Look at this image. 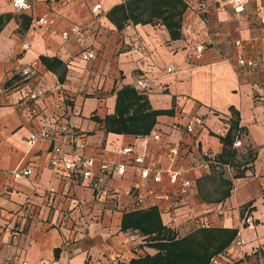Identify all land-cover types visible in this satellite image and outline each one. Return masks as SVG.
<instances>
[{"label":"crops","instance_id":"0c3cea01","mask_svg":"<svg viewBox=\"0 0 264 264\" xmlns=\"http://www.w3.org/2000/svg\"><path fill=\"white\" fill-rule=\"evenodd\" d=\"M12 1L0 0V264H131L153 256L149 236L122 230L125 214L150 208L177 239L203 228L237 230L210 264H264V0H183L182 38L175 41L160 21L119 30L108 13L129 0H33L24 11ZM74 26L83 27V38L64 40ZM89 51L96 58L83 60ZM42 58L59 59L63 79ZM248 61L254 66H243ZM169 64L176 73H167ZM26 65L38 75L22 78ZM124 87L145 94L154 110L173 113L159 116L146 136L107 133L96 119L115 114ZM35 91L43 95L30 101ZM230 108L247 134L236 140L241 148L234 143L238 156L228 170L207 156L222 153ZM193 115L204 124L188 132ZM41 129L50 138L30 147L29 134ZM56 147L115 164L141 155L144 167L162 172L161 181L143 179L129 164L124 174L108 175L101 194L96 178L53 174ZM125 147L134 156L120 154ZM18 166L33 174L15 178ZM167 170L180 173L177 182ZM185 180L191 185L181 193Z\"/></svg>","mask_w":264,"mask_h":264},{"label":"trees","instance_id":"16d2710c","mask_svg":"<svg viewBox=\"0 0 264 264\" xmlns=\"http://www.w3.org/2000/svg\"><path fill=\"white\" fill-rule=\"evenodd\" d=\"M186 10L187 5L183 0H129L115 7L108 16L119 30L130 23L136 25L160 21L169 31L171 40L175 41L182 38V18ZM41 60L48 70L55 73L61 70L60 77L63 79L66 67L59 59ZM230 111V127L226 135L221 137L223 149L218 160L220 164L234 166L238 156L234 143L243 134H247V131L240 125L239 112L234 108H230ZM172 113L171 110H154L145 94H140L134 87H124L118 92L115 114L103 121L96 120L104 123L107 133L146 136L155 127L159 116ZM249 157L251 158V154ZM242 175L243 172L238 176ZM222 185L229 188L231 183L223 181ZM223 195L221 199L227 198L230 190H225ZM122 230L138 231L144 236H149V245L158 250L153 256L131 260V264H210L238 235L237 230L203 228L177 239L176 235L163 225L157 208L125 214ZM56 252L58 253V250Z\"/></svg>","mask_w":264,"mask_h":264},{"label":"built area","instance_id":"2783aa9c","mask_svg":"<svg viewBox=\"0 0 264 264\" xmlns=\"http://www.w3.org/2000/svg\"><path fill=\"white\" fill-rule=\"evenodd\" d=\"M221 1H250V0H221ZM33 0H13L12 1V6L15 10L17 11H24L27 10L31 7ZM238 10H240L238 8ZM94 14L95 16H99L102 12V5L98 4L95 5L94 9ZM84 34V29L83 27L80 26H74L71 29V32L69 33H64L63 34V39L64 40H70L72 36H76L77 38L81 39L83 38ZM203 50L202 46L197 47V52L198 55L201 53ZM81 58L85 61L88 60H93L96 58L95 53L93 52H83L81 54ZM248 66L252 67L254 66L253 61H248L243 64V66ZM167 73L169 74H174L177 71V67L175 64H169L167 69ZM19 75L22 78H31L35 77L38 75V71L36 70L35 67L32 65H26L24 67H21L19 70ZM137 87L138 89L142 92L145 93L149 89L148 83L144 79H139L137 81ZM4 91V88H0V94H2ZM43 95L42 91H35L31 92L28 96V99L30 101H36L38 100L41 96ZM204 124V119L201 116L198 115H193L190 117V120L186 126V130L188 132L194 131V129L197 126H202ZM50 138V133L46 129H41L36 132H31L28 136V145L32 147L38 140L40 139H47ZM156 140H159L160 137L157 135L155 136ZM242 141H237L235 143V147H241ZM120 154L124 155H132L134 156V149L132 147H125L119 150ZM172 156L177 157L179 154L178 148H172L171 150ZM218 154L216 152H210L207 156V161L208 162H218ZM145 163V158L144 156L141 155H135L132 157L127 164H115L111 162H106L102 161L99 162L95 157H89L86 156L83 153H67L65 152L61 147H56L53 156L50 162V167L54 175L61 176V177H69L72 174L78 173L84 180H93L96 178L98 180L97 184V190L101 194H107L105 187V180L108 177V175L113 174V173H119V174H124L126 171V167L129 164L136 165L140 168V175L143 179L149 178L151 175L153 176V179L155 182H160L161 181V174L162 172L160 170H155L151 169L148 167H144L143 164ZM99 164V174L96 176V169L97 165ZM218 166H220V163H217ZM227 169L230 170V166L226 165ZM225 169V165H224ZM15 178L21 179V178H26L29 177L33 174V169L32 167H21L18 166L14 169L12 172ZM167 174L170 175V180L172 183L177 182L180 173L175 172L172 170H167ZM191 185V182L189 180H185L182 183V191L181 193H185L186 189ZM54 192V189L51 190ZM240 244V243H238Z\"/></svg>","mask_w":264,"mask_h":264},{"label":"rangeland","instance_id":"374dc122","mask_svg":"<svg viewBox=\"0 0 264 264\" xmlns=\"http://www.w3.org/2000/svg\"><path fill=\"white\" fill-rule=\"evenodd\" d=\"M241 148V147H240Z\"/></svg>","mask_w":264,"mask_h":264}]
</instances>
